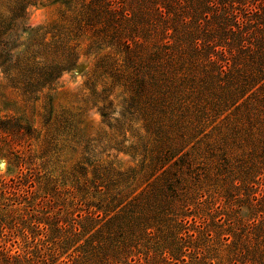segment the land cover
<instances>
[{
  "label": "trees",
  "instance_id": "16d2710c",
  "mask_svg": "<svg viewBox=\"0 0 264 264\" xmlns=\"http://www.w3.org/2000/svg\"><path fill=\"white\" fill-rule=\"evenodd\" d=\"M44 1L67 21L49 40L26 26L29 7ZM83 37L97 56L84 85L118 132L114 150L137 166L83 157L58 185L30 149H16L31 127L0 117L8 164L28 177L21 192L0 180V231L18 228L33 244L0 255L9 264H264V0H0V75L35 100L74 69ZM44 125L48 145L92 151L71 121L48 112Z\"/></svg>",
  "mask_w": 264,
  "mask_h": 264
},
{
  "label": "rangeland",
  "instance_id": "374dc122",
  "mask_svg": "<svg viewBox=\"0 0 264 264\" xmlns=\"http://www.w3.org/2000/svg\"><path fill=\"white\" fill-rule=\"evenodd\" d=\"M63 7L57 3L44 1L42 4L30 6L26 16V26L30 30H39L46 39H51L55 34V29L59 26H67V21L62 19ZM88 38L83 37L77 42V62L73 70L64 73L50 90H44L36 95L35 100L25 101L20 93L9 87L0 75V117L9 116L21 118L32 130V136L25 137L22 145L17 146L24 154L30 149L35 165L43 164L49 176L57 181L58 185L70 177V173L75 165L87 158L94 163L110 162L114 168L120 171H131L136 168L137 161L129 155L119 153L113 148L115 139H118V132L109 127L103 121L92 103L90 91L84 83L94 68L97 56L86 52ZM101 83L98 85V90ZM116 101L120 100L118 90L114 91ZM113 97V96H112ZM50 112L51 121L55 118L63 117L71 121L79 131L83 139L91 143L90 154L82 152V146L75 142L69 144L58 141L57 146L48 145L47 127L44 125V118ZM3 142L0 138V180L7 184H19L21 192L28 177L24 165H9L6 159V148H2ZM34 165V166H35ZM68 185V184H66ZM62 190V187L59 188ZM26 233V232H25ZM41 238L36 236V241ZM43 239V238H42ZM31 238L21 235L18 228H5L0 231V249L10 250L12 255L33 249L27 245ZM37 247H42L40 242ZM11 258L0 255V264H9Z\"/></svg>",
  "mask_w": 264,
  "mask_h": 264
}]
</instances>
